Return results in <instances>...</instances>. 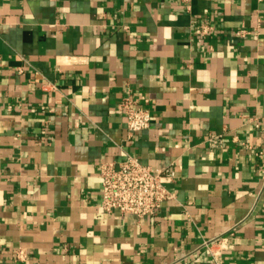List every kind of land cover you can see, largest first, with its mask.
Returning <instances> with one entry per match:
<instances>
[{
  "label": "crops",
  "instance_id": "1",
  "mask_svg": "<svg viewBox=\"0 0 264 264\" xmlns=\"http://www.w3.org/2000/svg\"><path fill=\"white\" fill-rule=\"evenodd\" d=\"M126 95L152 114L132 136ZM129 155L175 171L153 215L101 206ZM214 252L264 264V0H0V264Z\"/></svg>",
  "mask_w": 264,
  "mask_h": 264
},
{
  "label": "built area",
  "instance_id": "2",
  "mask_svg": "<svg viewBox=\"0 0 264 264\" xmlns=\"http://www.w3.org/2000/svg\"><path fill=\"white\" fill-rule=\"evenodd\" d=\"M201 31H208L207 25ZM246 30H241L244 34ZM126 117L129 136L150 127L151 112L140 105L133 97L126 95L118 105ZM216 146L223 141V134L208 139ZM100 176L102 179L101 206L107 212L119 210L122 215L144 217L158 212L163 203L174 198L168 183L174 179L173 167L162 166L155 170L151 165L142 163L137 157L129 155L126 160L103 162ZM17 255L24 258V248L17 249ZM213 264H223L220 254L214 252Z\"/></svg>",
  "mask_w": 264,
  "mask_h": 264
}]
</instances>
